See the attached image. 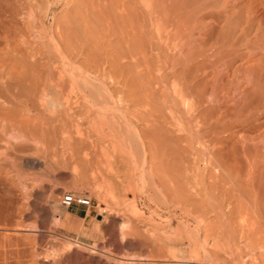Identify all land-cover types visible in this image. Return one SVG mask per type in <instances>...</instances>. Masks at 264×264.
Wrapping results in <instances>:
<instances>
[{
  "label": "bare ground",
  "instance_id": "bare-ground-1",
  "mask_svg": "<svg viewBox=\"0 0 264 264\" xmlns=\"http://www.w3.org/2000/svg\"><path fill=\"white\" fill-rule=\"evenodd\" d=\"M67 2L72 6L58 24L57 39H32L30 29L19 25L14 1L0 0V150H33L46 169L71 165L83 178L125 167L129 190L133 171L141 169L136 179L142 188L149 179L165 208L180 213L179 227L173 220L176 227L159 237L155 229L153 236L141 234L128 220L117 223V231L113 221V249L75 241L99 254L96 264L144 259L123 258V243L147 249L146 263L164 258L198 264L224 253L241 262L247 250L252 264H264V0ZM149 27L172 52L163 56L167 72L159 76L153 70L162 64L151 69L149 63L159 52L148 40ZM147 40L157 49L152 55ZM161 83L166 89L159 107L153 102ZM196 152L202 166L190 157ZM112 184L105 181L94 192L107 206L102 213L120 216ZM1 220L0 264H35L34 244ZM99 225L86 217L72 226L86 238L99 233ZM79 251L68 259L91 263L93 256Z\"/></svg>",
  "mask_w": 264,
  "mask_h": 264
},
{
  "label": "rangeland",
  "instance_id": "rangeland-1",
  "mask_svg": "<svg viewBox=\"0 0 264 264\" xmlns=\"http://www.w3.org/2000/svg\"><path fill=\"white\" fill-rule=\"evenodd\" d=\"M8 1H9L11 6H13V4L15 3L14 4L15 8L17 7V9H19V11H20L19 13L22 14V15L20 14L18 16L20 18V21L19 20L18 21L20 23L22 21V23L21 24L19 23V25H22V27L26 26V27H28L27 29H30L29 31L32 33V37H33L32 39H40L39 37H42L41 39H47V38L54 39L55 38L54 36H56V29H58L57 27L59 26L58 24H63V22L66 21V20H64V18H67V16H68L67 11H69L68 9H70V7L72 6V4L67 2L68 0H12V1H14L13 4H12L11 0H8ZM17 11L18 10H16V12ZM68 14H69V12H68ZM149 28H150L149 30H151V31H148V40L155 38L153 36L156 35L155 34L156 31L152 27H149ZM153 30H154V32H153ZM150 32L153 34H151ZM47 35H48V37H47ZM50 36H52L54 38H52ZM55 39H57V38H55ZM156 39L159 40L158 37ZM156 39L151 40V42L158 45V47H157L155 44H153L156 46V48H159L158 49L159 52H155V51H157V49L154 51V49H153L154 46H152L151 42H149L147 40L149 42L148 46L150 45L149 51L153 49L152 52L150 51L151 55L154 52H155L154 56H156L158 54V56H156V58H154L153 55H152V58L150 57L149 63L152 64L151 69H153V64H155V63H156V65H154L155 66L154 69H156L157 65H160V64L166 62L167 56L169 54H172V52L170 50L167 51V48L164 47L166 45H165V42H163V39H160L162 41L159 40L160 41V42L158 41L159 43L157 42ZM154 40H156V42L158 44ZM159 44H161V45H159ZM151 46L153 47L152 49H151ZM160 49H162L163 52ZM149 51H148V56H150ZM159 55H161V56L159 57ZM165 55H167V56L163 57ZM160 58H162V60ZM151 60H154V61H151ZM164 66H165V63H164ZM164 69H165V67H163V64H162V66L160 65L159 69L157 67L158 71L153 70L154 75L155 76L157 74H158L157 76L163 75L165 72H167ZM161 86H163V88L166 87L164 83H161ZM160 88H162V87H159L158 88L159 90L156 91L157 97H156V99L154 98L155 102H153V103H156V104H154L155 106L157 105L159 107L162 106L160 104L163 102L162 100H164L163 97L161 98V96H163L162 91L166 89V88H164V89L163 88L160 89ZM159 91H160V96H159ZM161 93H162V95H161ZM156 94H155V96H156ZM171 96H172V94H171ZM179 108L182 110V106ZM84 123H85L84 128H87L88 127L87 122H84ZM176 134H178V133H176ZM4 146L5 145L1 146L2 149L4 148ZM7 149L5 147V149L0 150V155H1L0 156V203H1V201L4 200L3 204L5 205V207H2V206H4V205H2V206H0V208L2 207L5 209L6 203H7V205H11L10 208H12V209H9V207H8V209L6 208L7 214L5 213L6 210L3 211L2 213H5V214L1 213L0 218L2 219L1 221L5 225L9 224L6 221L7 219L14 218L12 220L11 219L8 220V221H10V224L8 226H11L13 229L16 230V232L19 231L18 233H20V234L17 233L19 236L22 234V232L25 233V235L23 233L24 236L21 235L24 237L25 240L23 239V237L21 239H23V241H26L28 243L34 244L31 246L36 247V248H33L32 250H34V252L33 251L32 252L36 253V251H37L39 254L42 255V256H40V258H38L39 254L36 253L37 255L34 254L35 255L34 258H36L35 259L36 261H38V259L43 260V262H42L43 264H45L46 262H47V264H50V262H51V264H53L54 262L56 264H74L75 261H76L75 263L77 264L80 261L79 259H78L79 261L74 260V259H68V256L72 255L74 251H79V250H81L82 253L80 251L79 252L81 254H83L84 256H86L87 258L93 256L92 257L93 260L91 261V263L96 264L98 261L99 254L96 255V254L92 253L91 251H89L88 249L83 248V247L77 248L76 244L73 245V243H75V241H78V239H80V241H82L88 245H91V246L97 245L99 248L104 247L106 249H108V248L113 249L114 247L117 246V244L109 241L110 240L109 238H111V232H112L111 229H113V224H112L113 221L116 222V224L114 226L115 231H117V229H119V227H118L119 225L117 226V223H122V222L128 221V220H131V221L134 220L135 223H133V226H135L136 228H140V230L142 231V233H141V231L140 232L138 231L139 234L141 233V234L145 235L147 233V235H145V236L150 237V236L154 235V234H151L152 233L151 230L155 229L154 231L157 232V234H155V235H158V237H159L160 234L164 235L168 230H170V228L172 226L176 227L178 225V227H179V223L183 220L181 218L179 212H176V214H175V211L173 208H170V209L165 208V206L162 203V199L159 198L160 195L158 197V194H157L158 192H156V190L151 189L152 187H153V189H155L154 188L155 185L152 186L153 184L151 185L152 182L150 183L149 179L146 180V183H145L146 185H143L144 188H142V184L140 183L139 180H137L138 178L140 179L141 169H140L139 173H138L139 169L137 171L135 170L136 172L133 171V175H134L133 179L134 180L133 179L132 180L134 181L133 183H135V185L132 184L133 187L130 188V190H129L127 188L128 183H127V178H126L127 177L126 171H129V169L126 170L125 167H124L125 168L124 169L123 167L115 166V168L114 167L112 168V169H115L114 171L111 169H109L111 171H107V169L106 170L101 169L100 171H96L97 172L96 175L94 172L90 171L87 173V178H83L80 175L81 172L79 171L81 169L78 170V172H80V173H78L77 170L75 171L71 167V165H70V167H65L64 165H62V166L60 165V166H57L56 168L53 167L51 169H46L45 166H43L44 164L42 162H40V160H42V158L40 159L41 156L39 157L40 160L37 159L38 157H36V156L38 154L32 153L33 150H32V152L31 151L26 152L27 154L25 152H22V154L21 153L17 154V152H14V151L11 152L12 150H10V149L7 150ZM5 152H6V154H5ZM20 154H21V156H20ZM197 154H198V152L194 153V155H191V156L189 155V156L193 159V157L196 155V157H194L193 160H195V159L198 160V159H200V157H199L200 154H198L199 156H197ZM8 155H10V156H8ZM27 156H29V157H27ZM34 160L36 163L34 162ZM37 162H39V163H37ZM198 162H199L198 164L200 166H202L201 161L198 160ZM196 163H197V161H196ZM198 164L196 165V167L198 166ZM18 166H20V167H18ZM120 168H122V169H120ZM116 169H117V171H116ZM170 169H172V168H170ZM90 173H93L91 175H93L94 177L90 176ZM172 173L173 172H171V177L174 178L175 172L173 173L174 175ZM128 174H129V172H128ZM80 177H81V179H80ZM82 180H84V181H82ZM105 181L106 182L107 181L113 182L112 185H114L113 187H114V191L116 193L115 195H116L118 201H120L119 204L120 205L122 204L123 206L125 204V206H126V208H124V209H126L127 212L125 210L123 211L122 205L120 206L122 209L120 216H116V214L111 215L109 211H108V214H107V212L102 213V211L100 209V208H104L106 205L101 204L100 201L97 200L94 190L96 189L97 186L105 184ZM196 181H199V180L197 179ZM119 182H120V184H119ZM148 184L150 185V187L151 186L152 187L150 188ZM90 185H91V187H90ZM125 185H126V187H125ZM141 189L144 191L142 192ZM138 191H140V192H138ZM141 192H142V194H141ZM69 193L87 195V196L91 197L90 198L92 200L91 208H85V207H79V206L68 207V205L64 202V197ZM44 195H46V196H44ZM123 197H125L124 200H127V201H125V202H123L124 200L121 201L120 199H123ZM150 198L153 199L154 201L151 200ZM156 198L159 200H157ZM128 202H129L130 206H129V204L126 205V203H128ZM68 208H77L79 210H83L86 214L85 218L87 217V220H90L93 223L100 224L99 225V228H100L99 233H91L90 237H86V238L80 237L78 235V233H75V232H78L80 230V228H77V227L74 228L72 225L75 222H78L80 220L76 221V220H73L71 218V216H67V209ZM106 208H107V206H106ZM4 209H0V210H4ZM98 209H100V210H98ZM122 211H123V213L124 212L125 213L123 214ZM8 212H9L10 217L7 216ZM10 212L12 213V215L10 214ZM132 212H134V213H132ZM87 214H89V215H87ZM2 215H3V217H2ZM6 217H8V218H6ZM127 218H129V219H127ZM173 220H175L174 222H176V221L177 222L180 221V222L179 223L176 222V226H175V223H173ZM237 221H240V219H237ZM172 224H174V225H172ZM167 225L168 226L170 225V226L168 227ZM68 227H70V229ZM145 227L147 228V230L149 229L150 232L147 231ZM151 227H152V229H151ZM174 227H172V228L174 229ZM154 231H153V233H155ZM162 231H165V233ZM148 234H150V235H148ZM28 235L30 236V239L28 238L29 237ZM27 240H30V241H27ZM69 242L70 243L72 242L71 243L72 245ZM67 244L69 246L71 245V247H72L71 252L66 250L68 247ZM112 244H113V246H112ZM181 247L183 248L182 251H184V254H185V247L184 246H180V247L177 246V248H180V250H181ZM63 248H64V250H63ZM134 248L128 246L127 244L124 245V243H123V245H121V251H120V254L122 253L121 256H123V254H124V256L128 255L129 257L123 256V258H128V259L129 258L130 259L136 258L137 260L139 258V260H142L139 257V255L141 254V257L143 256L142 258H144L143 259L144 261L143 260L142 261L145 264H149L148 262H151V260L154 261V259H146L147 261L150 260L146 263L145 258L149 254L147 249H146L147 251L144 249L142 251L141 248H137V247H134ZM166 248L169 250L170 246H168V247L166 246L165 249ZM35 249H36V251H35ZM60 249H62V250L59 251ZM73 249H75V250H73ZM139 249H141V251ZM167 249L165 250V252L167 251ZM56 250L59 253L57 252V254L56 253L54 254V252H56ZM138 251H140V252H138ZM50 253L52 254L51 255L52 257L50 256ZM143 253L144 254L147 253L146 254L147 256L145 255V257H144ZM61 254H63V255L61 256L62 258L61 257L60 258L63 261L59 258V255H61ZM134 254H137V256L135 255V257H134ZM248 254L249 253L247 252V250L242 251V258L243 259L241 260V262H237V261L235 262L233 257H231L230 254H228V253L219 254L220 258L216 256V257H214L213 260H204L205 262L202 260L200 262L201 263L203 262L202 264H252L250 262V260L247 259ZM55 255H57L58 258L55 257L54 260H56V261H53V257ZM65 255H67V256L65 257ZM48 256H50V257H48ZM64 257H65V260H67V261L64 260ZM45 258H46V260H45ZM51 259H52V261H50ZM163 259L155 258L156 261H154L153 263L151 262V263L154 264L156 262L155 264H159V260H160V261H162V262H160L162 264H167V263L168 264H170V263L176 264V262H173V261L170 262L171 260L170 261L167 260L168 261L167 262L165 259L164 260ZM41 260H39V262ZM60 260H61V262H60ZM70 260H71V262L69 263L68 261H70ZM181 260H182V262L187 261L186 263H182V264H196V263H189V261L186 259H181ZM36 261H35V264H42L41 262L39 263ZM142 261L141 262L140 261H134V262L129 261V263L131 262L130 264H137L139 262V263L144 264ZM200 262H198V264H201ZM80 263L82 264L84 262L80 261ZM91 263H89V264H91Z\"/></svg>",
  "mask_w": 264,
  "mask_h": 264
},
{
  "label": "built area",
  "instance_id": "built-area-1",
  "mask_svg": "<svg viewBox=\"0 0 264 264\" xmlns=\"http://www.w3.org/2000/svg\"><path fill=\"white\" fill-rule=\"evenodd\" d=\"M64 202L68 207L79 206L89 208L92 206V200L87 195L69 193L65 196Z\"/></svg>",
  "mask_w": 264,
  "mask_h": 264
},
{
  "label": "crops",
  "instance_id": "crops-1",
  "mask_svg": "<svg viewBox=\"0 0 264 264\" xmlns=\"http://www.w3.org/2000/svg\"><path fill=\"white\" fill-rule=\"evenodd\" d=\"M67 216H71L73 220H82L85 218L86 214L83 210H79L77 208H68ZM71 227V226H70ZM70 227H68L70 229Z\"/></svg>",
  "mask_w": 264,
  "mask_h": 264
}]
</instances>
